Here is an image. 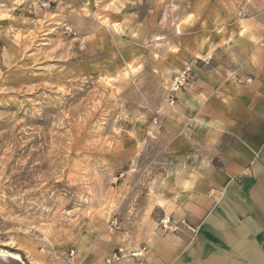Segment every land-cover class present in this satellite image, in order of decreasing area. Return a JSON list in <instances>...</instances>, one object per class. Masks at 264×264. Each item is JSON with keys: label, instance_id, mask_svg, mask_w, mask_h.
<instances>
[{"label": "rangeland", "instance_id": "rangeland-1", "mask_svg": "<svg viewBox=\"0 0 264 264\" xmlns=\"http://www.w3.org/2000/svg\"><path fill=\"white\" fill-rule=\"evenodd\" d=\"M263 13L264 0H0V264H63L69 249L181 264L171 240L191 243L223 198L200 174L243 139L231 126ZM231 232L188 264H250Z\"/></svg>", "mask_w": 264, "mask_h": 264}, {"label": "crops", "instance_id": "crops-1", "mask_svg": "<svg viewBox=\"0 0 264 264\" xmlns=\"http://www.w3.org/2000/svg\"><path fill=\"white\" fill-rule=\"evenodd\" d=\"M256 36L260 41L250 42V37ZM246 37L244 67L249 75L251 70L255 77L251 83L238 88L240 92L234 113L236 124L231 126V131L243 139L233 142L226 149L221 170H210L207 172L209 178L200 174L201 178L209 179L214 188L222 189L223 198L213 213L197 226V233L191 243L187 239L191 233L185 231L183 236H175L171 240L180 255L177 260L181 264H188L191 260L200 261L206 246L212 244V235L223 240L231 231L235 241H239L238 245H247V252L236 260L264 264V19ZM250 43H253L251 50ZM186 207L183 205L180 212L189 213L191 208L186 210ZM193 209L201 210V216L206 212L201 207ZM190 217L194 221L201 219Z\"/></svg>", "mask_w": 264, "mask_h": 264}, {"label": "built area", "instance_id": "built-area-1", "mask_svg": "<svg viewBox=\"0 0 264 264\" xmlns=\"http://www.w3.org/2000/svg\"><path fill=\"white\" fill-rule=\"evenodd\" d=\"M184 75L182 74L180 78H178V83L182 84L184 81ZM178 84V85H179ZM244 173V172H243ZM181 223H184V220H181ZM166 226V224H164ZM167 227V226H166ZM85 260L83 258L79 259L77 257V254H75L73 249H69L65 252V256L63 258V264H88L84 262Z\"/></svg>", "mask_w": 264, "mask_h": 264}, {"label": "bare ground", "instance_id": "bare-ground-1", "mask_svg": "<svg viewBox=\"0 0 264 264\" xmlns=\"http://www.w3.org/2000/svg\"><path fill=\"white\" fill-rule=\"evenodd\" d=\"M239 191V190H238ZM13 259H15V260H18V261H20V262H23L22 261V258L20 257V255L18 254V253H10L9 254Z\"/></svg>", "mask_w": 264, "mask_h": 264}]
</instances>
